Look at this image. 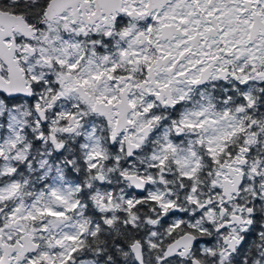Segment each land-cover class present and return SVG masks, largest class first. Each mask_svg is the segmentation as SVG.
Segmentation results:
<instances>
[{"label":"snow or ice","instance_id":"1","mask_svg":"<svg viewBox=\"0 0 264 264\" xmlns=\"http://www.w3.org/2000/svg\"><path fill=\"white\" fill-rule=\"evenodd\" d=\"M0 264H264V0H0Z\"/></svg>","mask_w":264,"mask_h":264}]
</instances>
